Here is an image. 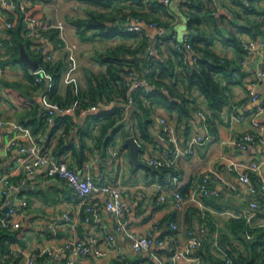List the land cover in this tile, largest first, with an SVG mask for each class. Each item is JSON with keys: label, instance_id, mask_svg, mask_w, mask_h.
I'll list each match as a JSON object with an SVG mask.
<instances>
[{"label": "crops", "instance_id": "0c3cea01", "mask_svg": "<svg viewBox=\"0 0 264 264\" xmlns=\"http://www.w3.org/2000/svg\"><path fill=\"white\" fill-rule=\"evenodd\" d=\"M27 1L32 10V16L38 24L64 22L66 40L69 44L75 45L74 58L69 59L67 50L58 46L60 39L57 30L51 29L45 33L44 38L31 42V44L40 45L43 53H34L31 44L25 49L35 60V56L42 58L43 54H55L53 64L60 67L56 92L62 97L68 85L72 87L74 96H77L79 90L86 88L89 73L104 72L105 65L97 59L98 54L117 44L133 46L141 40L140 37L105 39L92 36L91 31H86L82 37L71 22L72 19L86 17L91 9L100 11L108 9L78 0ZM212 1L216 4V9L211 11V15L216 16L217 27L221 34L213 40L212 48L236 68V72L229 78L222 74L218 75L221 85L225 87L227 101L217 115L212 116L205 99L195 87L188 88L186 80L180 75L181 68L171 52V40L165 37L158 41L155 56L164 62L170 60L173 64L172 75L165 77L163 82L169 85L178 101L183 97L187 100L186 111L182 110L178 113L176 110H168L155 100L142 98V107L146 110L144 114L151 119V123L147 127L149 139L139 140L134 135L133 129L137 116L143 114V111L137 106L134 107V104L124 106L122 101L110 103L107 107L119 103V106L123 108L119 121L124 123L126 133L117 132L106 144L104 143L105 135L99 140L103 120L87 123L89 113L69 114L71 121L64 137V144L70 148L59 156L78 171L83 172L88 166L93 177L99 182H109L123 187V198L128 209L120 219V230L116 228L119 224L117 218L103 208L99 209L95 218L85 221L82 207L76 198L71 196V190L64 179L48 175L44 168H38L32 174H26L17 162L22 155L14 148L7 150L6 143L14 134L10 123L20 124V117L34 103L37 104L38 112L46 115L47 93L46 82L43 85L36 83L33 70L20 60L5 62L8 55L6 54L7 46L3 44L0 49V61L5 66V72L0 77V116L6 124L0 127V176L7 174L12 180L22 181L20 196L27 202L25 209L15 215V219L20 220L21 232L19 239L10 244L7 252L8 259L12 263L21 264L24 255L31 250H36L40 245L58 246L68 238L94 237L98 247L105 250L106 255L80 256L75 264H165L169 261L170 255L186 242L189 229L200 238L202 243L200 250L202 249L205 256L208 252H215L221 257L222 255L215 248L212 232L210 233L209 225H206L205 220L212 222L218 232L226 234L239 251L245 252L241 241L232 233L231 224L236 218L242 217L243 212L249 209V202L254 200L259 207L251 219V224L254 228L264 226V190L260 188L261 181H264V144L256 143L240 149L232 144V140L239 138L244 132L264 133V112L255 111L259 103H264V78H258L256 75L257 68L264 69V0L254 2L256 11L262 14L245 11L239 5V1ZM180 2L181 0H169L167 4L161 2V7L152 9L142 4H133L143 9V12H147L149 19H155L166 27V34H172L179 39L176 29L181 16L184 17L185 28L189 31L187 17L180 7ZM123 4L128 3L122 2ZM125 10L123 8V11ZM117 16L120 15L117 14ZM253 21L261 24L259 28H251L248 31L237 27H250ZM131 22L133 21L129 20L126 26ZM140 24L149 37L154 36L156 32L154 27L144 24L143 21ZM199 28L206 34L212 35V27L204 20ZM6 29L0 19L1 41L6 37ZM232 36L239 42V47H235L232 42L225 39ZM23 39L29 41L24 37ZM242 41H253L255 48L252 51L244 50L241 46ZM38 65L43 66L40 62ZM151 84L152 80L148 81V89L151 88ZM160 90L166 94L169 93L166 87ZM251 90L257 94V101L251 99ZM201 113L206 115V126L211 138L195 144L189 150L188 138L195 133L201 135L204 133ZM161 117L176 127L183 150L176 159L178 189L185 198L184 206L179 209L175 207L168 190L164 189L161 192L157 189V182L164 177L161 176L165 168L152 170L146 167V165L152 167L148 164L149 158L159 155L168 145L158 122ZM253 120L258 122L256 127L251 124ZM53 123L47 125L44 133L32 132L35 137L42 136L44 143L53 148L52 150L55 149L57 138L65 126L62 123L53 134L48 135ZM86 131L88 133L85 135ZM127 136H133L140 146L138 164L132 163L129 148L124 144V138ZM110 147L119 151V159L111 154ZM254 161L260 164V168L258 172H249V179L254 189L251 192L248 185L239 180L238 173L229 163L246 165ZM207 169L213 170L219 176L211 182L217 194L194 199V190L198 186L202 172ZM162 193L165 195L163 200L160 199ZM63 213H68L77 221L74 233H71L66 225H62ZM56 223L61 225L57 227L56 234L53 235L50 226ZM171 223L176 227L172 228ZM150 229L154 237L161 238L163 243L152 245L146 250L133 251L130 248L127 233H141ZM109 234L115 237L114 246H110L107 241ZM252 237L251 233L250 238ZM207 244H209L208 248H206ZM40 257L36 258L35 264H64L66 255L46 256L43 260ZM178 264H185V262L181 260ZM200 264H203L202 257Z\"/></svg>", "mask_w": 264, "mask_h": 264}, {"label": "built area", "instance_id": "2783aa9c", "mask_svg": "<svg viewBox=\"0 0 264 264\" xmlns=\"http://www.w3.org/2000/svg\"><path fill=\"white\" fill-rule=\"evenodd\" d=\"M162 3L167 4L169 0H160ZM185 1V0H181ZM18 9L22 13V19L25 24L22 36L26 40H40L44 38L45 33L48 30L56 29L60 42L59 47L67 50V56L69 59L74 58L75 45L69 44L64 34L65 24L62 21L55 23H42L38 24L32 16V10L27 0H0V19L3 22L5 28H10L13 25L11 19V13ZM216 9V4L214 3ZM127 29L129 31H140L141 21L137 18H132ZM151 27L155 28L154 36L148 37V44L145 48V56L149 59L155 56L157 52V46L159 38L165 34V27L157 23H151ZM34 53H41L42 47L40 45L31 44ZM3 46V42L0 40V49ZM241 46L246 51H252L255 48L253 41H242ZM174 48L182 53V63L187 66L196 61L197 54L189 42L187 36L179 39ZM264 48V40H263ZM43 53V52H42ZM1 59V56H0ZM43 61L53 63L55 61V54H43ZM71 65V63H69ZM149 70L145 69L144 72L138 70H129L125 77L129 85V94L126 100L122 101L124 106L133 104L132 94L140 89H148V79L145 73ZM5 72V66L0 61V77ZM34 81L38 84H44L46 93L53 85V75L49 71L45 70L43 66L37 67L32 71ZM256 75L258 78H264V69L257 68ZM46 98V121L51 124L55 120V116L70 114L78 111L79 114L85 115L87 113L96 111L101 107H107L110 103L121 102L117 99L107 102L97 101L94 104L86 107H80L79 102L74 101L70 105L61 106L57 102L52 101L47 93ZM250 97L253 101H257V94L254 91H250ZM257 112H264V103L257 105L255 108ZM204 123V133H195L187 140V148L191 150L195 144H200L203 140L211 138V134L206 126V115L200 114ZM237 118H240L237 116ZM161 126V132L167 140V147L161 150L159 155H155L149 158L148 164L155 168H167L164 177L157 182V189L161 192L164 189L168 190L173 198V202L176 208H182L185 203V198L178 189V174L176 169V159L179 154L182 153V147L179 143L178 133L176 127L167 121L164 117L158 120ZM6 121L0 116V127L5 125ZM251 124L256 127L258 122L253 120ZM14 134L8 139L6 143L7 150L16 149L22 157L17 160L19 167L26 174H32L38 168H44L48 175L57 176L64 179L68 187L71 190V196L76 198L81 205L84 220L90 221L95 218L99 209L103 208L111 216H114L118 220L117 229H121L120 219L124 216L128 209L127 203L123 198V187L117 184L109 182L97 181L88 169V166L83 172L76 170L69 166L67 161L57 156L53 148L44 143L42 136L35 137L29 127L22 126L16 123H10ZM256 143L264 144V133L249 131L244 132L239 138L232 140V144L240 149H245L248 145H255ZM111 154L119 159V151L113 147H110ZM229 165L233 166L238 173V178L242 182L248 185L249 190L252 192L254 189L249 179V172H258L260 164L258 162H252L246 165H237L230 162ZM219 176L211 169H207L202 172L198 186L195 188L193 198L208 197L217 194V190L213 188L211 182L217 179ZM22 181L12 180L9 175L0 176V226L6 230H14L20 227V220L15 219V215L22 212L27 206V202L20 196ZM261 190H264V181L260 183ZM165 198L164 193L160 195V199ZM258 203L254 200L249 202V209L243 212L242 217L248 224L246 231L247 238L251 237V231L254 228L251 224V219L258 210ZM61 224H53L50 226V231L53 235L56 234V229ZM62 225H66L71 233L75 232L77 221L71 217L68 213L62 214ZM170 226L175 228V224L171 223ZM189 237L186 242L177 250H175L169 257V261L165 264H178L179 261H184L185 264H200L201 255L199 250L201 248L200 238L193 233L191 229L188 230ZM218 232L215 230L213 243L218 252L222 255L225 264H232V259L224 252V249L218 244ZM127 237L129 239L130 248L133 251L146 250L152 245H161L163 240L156 238L153 235V231L146 230L145 232H128ZM107 241L110 246L115 245V237L112 234L107 236ZM9 253L2 255L1 264H9L5 259L8 258ZM66 255L64 264H75V261L80 256L93 254L95 256H105L106 251L98 247L96 238L87 237L85 239L68 238L61 245L58 246H38L36 250H31L24 255V259L21 264H35L38 256H51L58 257L59 255Z\"/></svg>", "mask_w": 264, "mask_h": 264}, {"label": "trees", "instance_id": "16d2710c", "mask_svg": "<svg viewBox=\"0 0 264 264\" xmlns=\"http://www.w3.org/2000/svg\"><path fill=\"white\" fill-rule=\"evenodd\" d=\"M78 1L108 9L107 11L91 9L88 11L86 17L72 19V24L74 25L77 33L82 37H84L83 35L86 31H91L92 36L105 39L114 37H140L141 40L133 46L123 43L117 44L98 54L97 59L105 65V70L99 74L89 73L87 76L86 88L79 90L77 92V96H74L70 85L66 87L63 97L58 95L56 89L60 75V67L57 64L43 62L40 56H35L36 60L43 64L45 70L49 71V73L53 75V85L47 91L50 99L57 102L61 106H67L72 102L77 101L79 102L80 107H86L96 103L97 101L107 102L115 99L118 101H124L129 94V85L125 74L129 70L133 69L141 72L148 69L149 71L145 74L149 81L152 80L151 88H140L132 94L134 101L133 104L135 105L134 107L137 106L143 111V114L137 116V122L134 126L133 133L139 140H148L150 136L147 131V127L149 123H151V119L147 118L145 116L146 114H144L146 113V110L142 107V98L147 97L155 100L157 103L164 105V107L168 110H176L178 113L182 112V110L186 111L187 101L183 97L180 98L179 102L178 99H176V94H174L172 89L168 87L169 85L163 82L165 77L172 75L173 64H171L170 60L169 62H164L156 56H152L147 59L144 55L149 37L145 28L140 26L141 30L135 32L129 31L126 26V23L132 18H137L138 20L143 21L146 25H150L151 23L161 25L155 19H149L147 12H143V9L137 8L133 4H142L152 9L155 7H161V1ZM234 1H239V5L242 6L245 11L258 13L254 5V2L258 0ZM122 2L128 4L122 5ZM180 7L187 17V26L190 31L187 34V38L197 54L196 61L191 65L188 63L187 66L182 63V53L174 48V44L179 39H177L174 35L165 33L159 38V40L164 37L171 40V52L177 60V65L181 68L180 75H182V78L186 80L188 88L195 87L198 93L203 96L212 116H215L217 115V112L221 111L227 101L224 93L225 87L221 85L218 75L222 74L223 76L229 78L236 72V68L231 66L230 61L226 58L220 57L212 48L213 40L218 35H221L219 28L217 27L218 21L216 20V16L211 15V11L215 9L214 2L212 0H185L180 2ZM123 8L126 10L123 11ZM117 14L120 16H117ZM11 19L13 21V25L6 29V37L2 38L3 44L7 46L6 54L8 57L5 62L19 61V43L23 44L25 49H27L28 45L31 44L30 40L25 41L23 39L22 33L25 28V24L22 19V13L17 8L11 13ZM203 20L212 27V35L206 34L201 28H199V25ZM260 25V23L253 21L251 22L250 27H237L239 29L250 31L251 28H259ZM8 35L10 37H8ZM225 39L232 42L235 47H239V42L234 36L226 37ZM162 87H166L169 93L166 94L161 92L160 89ZM122 109L123 108L119 106V103H117L111 107H101L87 115V123L97 120L104 121L101 126L99 140L105 135V144L108 143L117 132L123 131V133H126L124 123L119 121L122 116ZM75 112L78 113V111ZM70 118L69 114L55 116L54 123L48 134H53L62 125V123L65 124V126H63L62 133L57 138L56 147L53 150L57 156L61 155L66 149L70 148L64 144V137L69 128L68 124L71 121ZM19 123L23 126L30 127L34 134L44 133V130L48 125L46 115L38 112V107L35 103L26 113H24V115L20 117ZM87 133L88 131L84 132L85 135ZM146 167L148 169L152 168V170L157 169L147 165ZM166 171L167 168H165L164 174L161 177L165 175ZM205 221L207 223L206 225H209L208 229L210 233L212 232L213 238V233L215 230L217 231V229L213 226L212 222L208 220ZM247 229L248 224L242 217L236 218L231 224V231L235 237L241 241L245 250L244 253L239 251L231 243L226 234H221V232L217 231L218 244L221 245L224 252L232 259V264H264V226L253 228L251 231L253 237L250 239L245 236ZM20 232V228L6 230L0 226V264L3 260L2 255L9 251L11 243H14L19 239ZM208 247L209 244L206 245V248ZM199 254L202 257L203 264H225L222 256L220 257V255H216L215 252H208L207 256H205L201 249ZM44 257L46 256H41L40 259L43 260ZM5 260L10 262V264H16L14 262L12 263L8 258Z\"/></svg>", "mask_w": 264, "mask_h": 264}, {"label": "water", "instance_id": "95a60500", "mask_svg": "<svg viewBox=\"0 0 264 264\" xmlns=\"http://www.w3.org/2000/svg\"><path fill=\"white\" fill-rule=\"evenodd\" d=\"M19 60L24 63L31 70H35L38 67V61L32 59L28 53L26 52L23 44L19 43ZM124 144L129 148L130 158L133 164H138L140 162L138 158V151L140 150V146L135 141L133 136H127L124 138Z\"/></svg>", "mask_w": 264, "mask_h": 264}, {"label": "rangeland", "instance_id": "374dc122", "mask_svg": "<svg viewBox=\"0 0 264 264\" xmlns=\"http://www.w3.org/2000/svg\"><path fill=\"white\" fill-rule=\"evenodd\" d=\"M180 19H181L180 23H179V25L177 26V29H176L179 39H181L184 36H187V34L189 33V31H187V28H185V25H184V17L181 16Z\"/></svg>", "mask_w": 264, "mask_h": 264}]
</instances>
